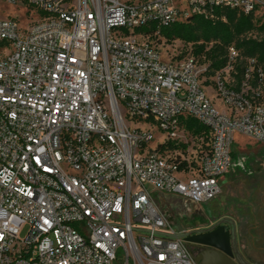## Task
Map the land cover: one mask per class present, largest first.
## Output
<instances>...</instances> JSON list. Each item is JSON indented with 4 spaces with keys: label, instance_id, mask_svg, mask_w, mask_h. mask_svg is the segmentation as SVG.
<instances>
[{
    "label": "built area",
    "instance_id": "built-area-1",
    "mask_svg": "<svg viewBox=\"0 0 264 264\" xmlns=\"http://www.w3.org/2000/svg\"><path fill=\"white\" fill-rule=\"evenodd\" d=\"M0 3L33 20L0 13V264H197L152 191L217 197L235 136L264 145V70L246 59L236 88L235 47L208 77L200 59L165 61L138 31L217 10L263 24L264 0ZM188 117L207 143L188 147ZM156 132L166 139L151 147Z\"/></svg>",
    "mask_w": 264,
    "mask_h": 264
},
{
    "label": "rangeland",
    "instance_id": "rangeland-1",
    "mask_svg": "<svg viewBox=\"0 0 264 264\" xmlns=\"http://www.w3.org/2000/svg\"><path fill=\"white\" fill-rule=\"evenodd\" d=\"M0 13L3 17L10 14L24 27L33 21L29 19L27 22L24 19L22 7L15 9L0 3ZM138 33L144 34V31L141 30ZM240 39L255 41L264 46V32L258 29L244 34ZM148 41L159 50L165 61L184 59L191 55V46L178 40L169 43L160 36H153ZM239 53L242 59L250 58L243 56V50ZM205 65L208 66V64ZM208 94L211 96L210 90ZM218 107H220L219 103ZM127 122L131 129L140 127L156 131L155 126L150 125L151 123L129 120ZM154 137L151 147H155L166 139L158 132L154 134ZM187 141L189 148L193 144L199 145V141L192 136H188ZM234 155L231 171L221 180L220 192L210 203L200 206L179 196L154 191H152V200L176 233L195 234L225 226L231 236L234 261L237 264H264V145L237 134ZM190 251L194 258L200 253L192 249ZM115 264L122 263L118 261Z\"/></svg>",
    "mask_w": 264,
    "mask_h": 264
},
{
    "label": "trees",
    "instance_id": "trees-1",
    "mask_svg": "<svg viewBox=\"0 0 264 264\" xmlns=\"http://www.w3.org/2000/svg\"><path fill=\"white\" fill-rule=\"evenodd\" d=\"M216 19H208L201 16H193L187 21L175 22L167 27L159 29V36L171 43L180 41L191 46V55L202 63L208 64V77H214L219 71L227 67L229 62V48L235 47L239 52L244 51L243 56L256 58L258 64L264 70V46L251 40H241L244 34L258 29L264 32V23L259 24L253 16L239 14L232 10H217ZM145 34L157 36L156 27L141 29ZM245 73V59L241 56L235 64L234 78L236 88L239 87ZM185 130L197 139L208 142L209 129L193 118H184L182 121ZM200 142V141H199ZM172 149H177L168 143ZM165 145L158 147L164 151ZM233 157H235L233 153Z\"/></svg>",
    "mask_w": 264,
    "mask_h": 264
},
{
    "label": "water",
    "instance_id": "water-1",
    "mask_svg": "<svg viewBox=\"0 0 264 264\" xmlns=\"http://www.w3.org/2000/svg\"><path fill=\"white\" fill-rule=\"evenodd\" d=\"M188 245L204 248L194 258L197 264H237L231 247V238L228 229L221 226L209 233L190 235L179 234Z\"/></svg>",
    "mask_w": 264,
    "mask_h": 264
},
{
    "label": "flooded vegetation",
    "instance_id": "flooded-vegetation-1",
    "mask_svg": "<svg viewBox=\"0 0 264 264\" xmlns=\"http://www.w3.org/2000/svg\"><path fill=\"white\" fill-rule=\"evenodd\" d=\"M220 227H221V226H220ZM217 228H219V227H217ZM217 228H214V229H211V230H207V231L196 232L195 234H192V235L203 234V233H209V232H211V231H213V230H215V229H217ZM230 238H231V236H230ZM187 246H188L189 249H192V250H194V251H200V252H201V251L204 250V248L199 247V246H193V245H188V244H187Z\"/></svg>",
    "mask_w": 264,
    "mask_h": 264
},
{
    "label": "crops",
    "instance_id": "crops-1",
    "mask_svg": "<svg viewBox=\"0 0 264 264\" xmlns=\"http://www.w3.org/2000/svg\"><path fill=\"white\" fill-rule=\"evenodd\" d=\"M209 90L211 91V96H210V97H211V98H214V93H213L212 89H207V93H208ZM215 102H216V105H217V106H218V103H219V106H220L219 108H220L221 110H224V108L222 107L221 103H220L218 100L215 99Z\"/></svg>",
    "mask_w": 264,
    "mask_h": 264
}]
</instances>
